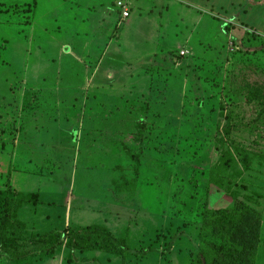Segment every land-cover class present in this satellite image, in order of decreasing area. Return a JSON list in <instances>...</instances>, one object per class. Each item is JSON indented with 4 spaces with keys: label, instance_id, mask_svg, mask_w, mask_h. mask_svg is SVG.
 I'll return each instance as SVG.
<instances>
[{
    "label": "rangeland",
    "instance_id": "1",
    "mask_svg": "<svg viewBox=\"0 0 264 264\" xmlns=\"http://www.w3.org/2000/svg\"><path fill=\"white\" fill-rule=\"evenodd\" d=\"M80 2L0 0V264H195L205 209L234 200L261 217L264 264V0H167L178 43L144 63L153 76L109 81L78 71L109 37L112 52L131 26L149 33L143 6ZM13 192L27 234L98 224L128 235V256L75 250L67 263L63 244L10 260L1 220Z\"/></svg>",
    "mask_w": 264,
    "mask_h": 264
},
{
    "label": "trees",
    "instance_id": "2",
    "mask_svg": "<svg viewBox=\"0 0 264 264\" xmlns=\"http://www.w3.org/2000/svg\"><path fill=\"white\" fill-rule=\"evenodd\" d=\"M33 16V8L30 14ZM1 230L11 244L12 261L37 254L50 255L63 244L69 249L67 263H74L73 251L101 252L124 260L128 256V235L117 237L104 226L92 224L66 231L27 234L12 215L18 204L16 192L4 199ZM262 222L256 209L234 200L228 208H207L201 218L195 264H256ZM65 241V242H64ZM81 262L88 261L81 258Z\"/></svg>",
    "mask_w": 264,
    "mask_h": 264
},
{
    "label": "crops",
    "instance_id": "3",
    "mask_svg": "<svg viewBox=\"0 0 264 264\" xmlns=\"http://www.w3.org/2000/svg\"><path fill=\"white\" fill-rule=\"evenodd\" d=\"M80 1L81 0H74V3L79 6L81 3ZM137 1L141 3L143 9L138 10L136 23L144 22L148 24L149 33L140 34L141 29L137 25L131 26V30L128 36L129 41L126 42L125 46L121 47L119 46L121 44H118V47H116L114 51H106V49L112 45V38H110L109 35L111 36L110 33H113V27L109 24L107 35V37H109V40L106 43L103 54H100L101 57L98 61L92 64V67H90V65H83V67L80 68V70L78 71V75L81 78H89V74H92L93 72L95 74L94 77L97 78V80L101 81H109L111 79H115L116 77L120 78L121 74L125 72L130 74L128 77L130 79L147 78L151 74L153 76V70L152 72H147V70L145 69L146 67L153 69V65H146L144 68V63L148 64L149 62H151L152 64H156L157 62L155 59H157L158 57H164L165 52H167L170 48L174 47L178 43V40H176L175 38L174 40H172L178 30L176 27L177 23H171L166 19V17H163L164 13L169 10L168 6L166 5L167 0ZM93 4V1L89 2V5L87 4V8L89 9ZM146 10H149V13L146 12ZM131 12L129 13L130 15ZM126 22L127 21L117 23V27L119 28L120 26V28L117 30V33L120 34V32H122L121 29L125 28ZM172 26L175 27L173 28ZM95 43L96 41L94 39H91L83 44L82 53L84 58H89L88 56L91 52V46ZM128 57L134 59V63H131V65H129L130 60L127 59ZM127 60H129V62H127ZM123 67L125 69H123ZM110 74L112 76H110ZM108 85L110 86L111 84L109 83ZM110 257L112 259L114 258L113 260H119V258L116 256Z\"/></svg>",
    "mask_w": 264,
    "mask_h": 264
},
{
    "label": "built area",
    "instance_id": "4",
    "mask_svg": "<svg viewBox=\"0 0 264 264\" xmlns=\"http://www.w3.org/2000/svg\"><path fill=\"white\" fill-rule=\"evenodd\" d=\"M116 6L120 11V16L122 17V19H125L129 16V9L125 2L117 1Z\"/></svg>",
    "mask_w": 264,
    "mask_h": 264
}]
</instances>
